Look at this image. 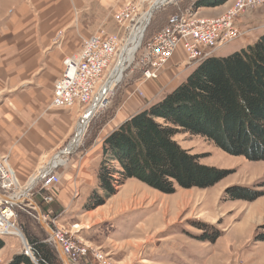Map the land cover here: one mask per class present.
<instances>
[{
    "label": "rangeland",
    "instance_id": "1",
    "mask_svg": "<svg viewBox=\"0 0 264 264\" xmlns=\"http://www.w3.org/2000/svg\"><path fill=\"white\" fill-rule=\"evenodd\" d=\"M60 1L62 0H55V3ZM151 1L64 0L67 9L57 12L55 20L50 24L55 30L51 43L56 42V47L59 48L64 41L71 42L72 53L69 55H72L77 53L84 40L93 35L118 34L126 37L127 32L124 33V29L115 21V14L125 6L131 7L139 21ZM203 1L209 0H172L155 8L139 44L156 33L171 14L192 10L193 3ZM34 2L35 0H0V49L9 46V39L14 37L11 33L16 31L17 38L24 37L44 21L34 8ZM232 3L233 0H225L219 6L198 7L195 10L199 11V17L215 18L222 15ZM25 6L28 9L24 10ZM236 23L241 35L216 49L214 57H227L238 52L252 45L264 33V4L244 11L238 16ZM140 52L139 49L135 54L134 50L136 58L132 57L125 62L120 80L112 84L106 104L90 118L78 146L66 154L63 164L55 165L53 172L59 177V181L49 186L35 183L30 190V200L23 203V210L15 209V223L20 234L0 237L4 242L0 249V264H9L18 254H23L31 263L38 264L31 253H24V242L28 244L30 236L41 241H52L39 221L43 215L48 216L45 223L49 228L67 233L76 247L100 251L103 258L111 264H264V241L259 239V235L264 232V161H251L243 156L230 155L200 135L180 132L174 136V140L190 154L198 155L200 163L229 172L215 185L205 189L176 187L174 193L165 194L135 179H129L118 187L115 194L95 208L89 204L94 188L88 190L87 195L81 191L82 201L77 204L70 201L69 212L60 216L62 208H57L53 195H50L62 184L58 168L64 167L63 170L66 171L77 160L78 155L87 150L92 151L95 156L87 168L89 173L86 176L87 180L95 181L96 188L103 136L111 120L121 110L131 116L137 110L160 101L183 83L196 67H187L184 62L178 63L180 56L176 55L175 60L172 59L176 61L174 64L171 60L157 70L158 77L160 71L162 74L168 71L172 74L166 75L167 82L162 87L159 84L158 94L151 98L149 96L152 94L148 91L145 93V88H142L151 79H144L142 65H137V55ZM10 96L11 93H7L3 98ZM124 105L128 109L122 108ZM74 106L78 108L80 115L75 120L70 140L64 144V150L86 112V107ZM37 173L38 171L26 180L16 181L25 187ZM233 187L256 192L259 196L250 201L232 199L228 192L226 194V190ZM119 203L123 206H119ZM97 209L103 212L96 214ZM212 236H215L212 240L205 239ZM111 237L112 240L109 239ZM127 238L130 240H126ZM52 243L56 249V244ZM133 250L136 253L130 256L129 253L134 252ZM69 256L71 264H99L97 260L88 259L74 250L70 251Z\"/></svg>",
    "mask_w": 264,
    "mask_h": 264
},
{
    "label": "trees",
    "instance_id": "2",
    "mask_svg": "<svg viewBox=\"0 0 264 264\" xmlns=\"http://www.w3.org/2000/svg\"><path fill=\"white\" fill-rule=\"evenodd\" d=\"M224 1L193 3L192 10ZM180 132L200 135L230 155L264 161V33L238 52L199 63L164 98L133 113L105 136L90 206L103 204L129 179L172 194L176 187L209 188L229 174L200 163L198 155L180 147L174 140ZM227 192L232 199L259 196L241 187ZM259 239L264 241V232ZM27 242L38 264H63L52 241L30 236ZM3 243L0 238V249ZM9 264L33 263L18 254Z\"/></svg>",
    "mask_w": 264,
    "mask_h": 264
},
{
    "label": "crops",
    "instance_id": "3",
    "mask_svg": "<svg viewBox=\"0 0 264 264\" xmlns=\"http://www.w3.org/2000/svg\"><path fill=\"white\" fill-rule=\"evenodd\" d=\"M34 3V8L44 21L37 28L29 29L30 32L24 37L17 38L16 31L11 33L14 37L9 39V46L0 49V157L7 158L16 180L21 181L37 171L40 173L49 163L54 162L57 154L61 155L64 144L73 133L75 120L80 115L76 106L60 108L50 105L53 84L61 76L63 69V58L72 53V43L69 41H64L59 48L56 47V42L51 43L55 30L50 24L55 20L57 12L67 9V3L64 0L58 4L55 0H35ZM26 9L27 6L24 7ZM175 58L176 56L174 60ZM168 72L162 74L160 71L159 77L143 85L145 93L148 91L152 94L149 97L158 94V88L167 82L166 75L172 74ZM7 93H11V96L3 98ZM122 108L128 109L126 105ZM129 116L126 111L118 112L107 125L108 129L103 137ZM91 152L87 150L78 155L77 160L66 171L63 170L64 167L58 168L62 184L50 195H53L57 208H62L60 216L69 212L70 201L76 204L82 201L81 191L87 195L88 190L95 188V181L87 180L86 176L89 173L87 168L95 156ZM65 156L63 158H67ZM118 205L123 206L121 203ZM54 211L57 212L56 209ZM96 211V214L103 212L98 209ZM133 251L129 255L136 253V250Z\"/></svg>",
    "mask_w": 264,
    "mask_h": 264
},
{
    "label": "built area",
    "instance_id": "4",
    "mask_svg": "<svg viewBox=\"0 0 264 264\" xmlns=\"http://www.w3.org/2000/svg\"><path fill=\"white\" fill-rule=\"evenodd\" d=\"M263 4L264 0H233L232 5L215 18L199 17L198 10L171 14L156 33L141 44L138 43L135 49V54L141 50L136 62L137 65L139 63L142 65L143 78H157V70L168 64L176 54L180 56L178 63L184 62L187 67L196 66L213 57L216 49L241 35L236 23L238 16L249 8L254 9ZM114 18L124 29V33L127 32V36L96 34L84 40L77 53L66 56L62 61L61 76L53 85L51 106L67 108L78 105L81 108L86 107L87 110L98 99L100 101L98 110L106 104L111 89L101 97L102 87L117 64V58L127 44L132 29L138 23L131 7L125 6ZM135 56L132 55L134 59ZM124 64L125 62L123 68ZM107 71L109 72L104 80ZM55 165L45 167L32 180L29 187L27 185L24 187L17 183L7 158L0 157V237L20 234L15 223V209L23 210V203L30 200V190L35 183L40 182L43 186H49L59 181V177L53 172ZM47 218V215L41 217L44 222ZM50 239L60 246L70 262L69 253L74 250L88 259L97 260L99 264H111L103 258L100 251L74 246L65 232L52 230ZM24 245V253L29 255V245L25 242Z\"/></svg>",
    "mask_w": 264,
    "mask_h": 264
},
{
    "label": "bare ground",
    "instance_id": "5",
    "mask_svg": "<svg viewBox=\"0 0 264 264\" xmlns=\"http://www.w3.org/2000/svg\"><path fill=\"white\" fill-rule=\"evenodd\" d=\"M167 1H172V0H152L150 2L149 8L143 13L141 21L138 22L137 25L132 29V32L130 34V37L128 38L127 44L122 48L117 64L115 65L114 69L112 70V72L110 73L109 77L107 78V80L105 81L102 87L101 97L108 93V91L111 89V86L112 84H114V82H118L120 80L121 73L123 70V62H127L130 58H132L133 52L137 44L141 40L144 27L148 23V20L151 16V13L153 11L152 9L157 8L158 6L166 3ZM99 105H100V101L96 99L94 103L91 104L89 109L86 110V112L83 114V116L79 120L74 137L70 141L67 148L64 151H62L61 155L57 154V156L53 160L54 164L64 162V158H63L64 155L73 151L78 146L87 123L89 122L92 115L97 111V108L99 107ZM36 177L37 175H35L32 178V180H34ZM32 180L30 181V183L27 184V187L32 184Z\"/></svg>",
    "mask_w": 264,
    "mask_h": 264
},
{
    "label": "water",
    "instance_id": "6",
    "mask_svg": "<svg viewBox=\"0 0 264 264\" xmlns=\"http://www.w3.org/2000/svg\"><path fill=\"white\" fill-rule=\"evenodd\" d=\"M154 10V9H152ZM53 163H49V166L52 165ZM38 179V178H37ZM40 223L43 227V229L48 232L49 236H52V230L46 225V223L41 219V217L39 218ZM54 244H56V248H57V252L59 254V257L62 261L63 264H71L70 261L68 260V258L66 257V255L62 252V250L60 249V246L54 242Z\"/></svg>",
    "mask_w": 264,
    "mask_h": 264
}]
</instances>
